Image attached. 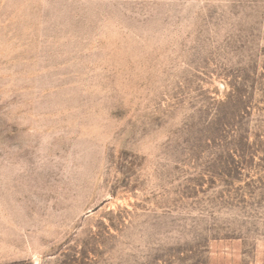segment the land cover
<instances>
[{
	"label": "rangeland",
	"instance_id": "1",
	"mask_svg": "<svg viewBox=\"0 0 264 264\" xmlns=\"http://www.w3.org/2000/svg\"><path fill=\"white\" fill-rule=\"evenodd\" d=\"M0 264H264V0H0Z\"/></svg>",
	"mask_w": 264,
	"mask_h": 264
}]
</instances>
